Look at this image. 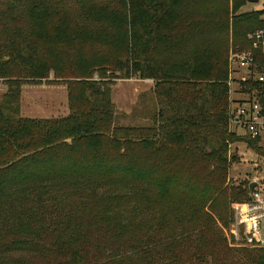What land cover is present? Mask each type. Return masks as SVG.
I'll return each mask as SVG.
<instances>
[{"label": "trees", "instance_id": "1", "mask_svg": "<svg viewBox=\"0 0 264 264\" xmlns=\"http://www.w3.org/2000/svg\"><path fill=\"white\" fill-rule=\"evenodd\" d=\"M48 1L27 3L25 15L31 26L52 23L49 26L53 27L64 21ZM235 3L237 12L244 1ZM188 4V0H128L123 7L85 12L101 24L96 29L101 31L99 35L89 36L94 43L117 45L122 35L116 40L119 34L114 31L125 28L119 43L123 52L113 60V74L154 82L159 110L153 127L115 125L114 81L82 73L79 68L90 69L96 61L78 67L73 40L66 45L69 52L59 51L60 44H54L49 45V55H42L37 43L29 39L31 32L15 28L7 33L0 43V76L8 87L0 102V264L16 252L40 256L41 264H137L135 259L160 264L165 241L148 238L132 222L122 220L125 209L117 203L124 197L115 193L98 196L101 183L122 180L139 198L144 197L135 188L138 185H148L164 200L179 189L188 195L197 192L205 205L231 195L225 188L228 166L237 159L231 146L248 140L233 132L230 124L229 49L210 41L206 29L212 25L213 30L221 31V23L224 30L232 29L242 39L237 45L245 49L247 34L263 26L264 10L209 23L195 18L198 13L190 12ZM14 65L20 69L8 70ZM51 72L69 85L70 114L24 117L20 107L24 83L18 78L40 81ZM248 147L263 153L253 141ZM196 161L214 167L210 176L184 167ZM70 188L91 190L92 202L84 206L91 217L85 221H96L104 230L97 240L81 230L82 205L79 211L67 213L43 205L47 195L57 200L54 190ZM31 193L37 196L36 210L21 204L26 197L18 199ZM249 193L245 188L233 191L232 197L236 195L240 203ZM102 203H106L104 209L96 211L95 204ZM233 220L232 212L230 224ZM192 235L187 232L183 239L191 240ZM171 238L169 243H177L176 234ZM243 249L253 255L256 264H264V249ZM125 251L139 256H122Z\"/></svg>", "mask_w": 264, "mask_h": 264}, {"label": "rangeland", "instance_id": "2", "mask_svg": "<svg viewBox=\"0 0 264 264\" xmlns=\"http://www.w3.org/2000/svg\"><path fill=\"white\" fill-rule=\"evenodd\" d=\"M31 0H0V43L12 33L15 28H20L29 34V39L35 41L42 55L51 53L49 45L60 44L59 51L69 52L70 44L68 40H73L76 53V65L83 66L82 63H94L90 69L83 70L82 73L88 74L93 79H109L114 81L113 102L116 105L115 125L120 127H153L155 116L159 107L154 94L155 84L153 81L141 80L138 77L131 79L120 78L114 73L113 60L118 58L123 52L119 43L124 40L125 28L116 29L122 39L117 45L104 47L100 42L94 43L89 39L90 34L98 36L101 32L96 30L101 24L89 18L85 14L86 10L91 11L101 7H123L128 0H49L52 9L60 12L64 19L62 23L53 25L52 23H43L42 28L31 26L25 15L27 3ZM244 5L235 12V0H188L190 12H197V17L208 19L209 23H215L214 20L220 19L221 22L227 16L240 15L242 13L264 10V0L257 4L249 3V0H243ZM83 6L85 9L82 11ZM237 13V14H236ZM66 20V21H65ZM221 31L206 29V36L210 41L217 42L221 47L229 49L230 58L232 53L239 48L237 42H241L232 32V29H225L220 23L218 27ZM223 28V30H222ZM41 35V37H40ZM236 42V44H235ZM248 47V43H247ZM246 47V48H247ZM98 53H102V57ZM98 60V61H97ZM89 64V65H90ZM17 65L8 70H19ZM232 73L229 83L231 99L237 96V91H241L242 78L247 77V72L237 64L232 65ZM14 72V71H13ZM82 76V75H81ZM80 76V77H81ZM21 78V77H20ZM21 91L20 107L24 117L46 119L62 118L70 114L68 93L69 85L65 79L56 78L54 72L43 80L24 79ZM5 77L0 76V102L4 101V95L7 91ZM77 93V92H76ZM79 94H76L78 97ZM236 101V100H235ZM78 103H81L78 99ZM231 152L237 155L236 161L228 166V177L225 188L228 194L219 202L213 204H204L200 194L191 192L188 195L185 190L179 189L173 192V195L167 199H162L148 185L137 186L144 198H139L136 193L126 182L119 180V183H101L97 188L98 196L115 193L117 196L124 197L122 204L125 209L122 214V220L130 221L135 227L142 229L141 232L156 236L165 241V248L160 253L163 258L160 264H256L253 255L244 250L245 247H239L230 240V220L232 217L233 206L238 202L232 197L233 191H241L250 187L255 181H261L264 184V151L256 153L244 142L232 144ZM188 163V162H187ZM206 162L196 161L184 166L190 170H197L195 173L202 171L204 175L210 176L208 172L213 171V166H207ZM185 164V163H184ZM57 200L51 199L50 196L43 197L45 208H57L63 213L70 210L79 211L83 206V220L81 221V230L90 234L93 239L97 240V235L104 230H100L96 221H85L91 216L84 210V206L92 202L90 189H62L54 190ZM184 194V195H183ZM26 197L27 199L21 204L26 208L37 209L39 205L36 194L27 196L21 195L18 199ZM141 200V201H140ZM212 205V207H211ZM106 206L102 203L99 206L95 204V210L101 211ZM17 209L22 207L17 205ZM129 229V228H128ZM138 230V229H137ZM139 231V230H138ZM140 232V231H139ZM193 233L191 240H184L185 234ZM176 234L177 243L171 244V236ZM160 248V244H158ZM110 252V251H109ZM146 259L151 257L146 252ZM122 256L137 258L139 255L125 251ZM43 258L28 252H16L10 254L4 264H41ZM137 264H143L139 259L134 260Z\"/></svg>", "mask_w": 264, "mask_h": 264}, {"label": "built area", "instance_id": "3", "mask_svg": "<svg viewBox=\"0 0 264 264\" xmlns=\"http://www.w3.org/2000/svg\"><path fill=\"white\" fill-rule=\"evenodd\" d=\"M262 21V27L247 34L248 47L236 49L230 58L231 66L247 72L241 81L246 85L231 99L230 124L233 132L247 138V146L253 141L264 151V16ZM255 182L248 198L234 207L230 240L239 247L264 249V184Z\"/></svg>", "mask_w": 264, "mask_h": 264}, {"label": "water", "instance_id": "4", "mask_svg": "<svg viewBox=\"0 0 264 264\" xmlns=\"http://www.w3.org/2000/svg\"><path fill=\"white\" fill-rule=\"evenodd\" d=\"M259 1L260 0H249V3H251V4H257V3H259ZM255 186H256V183H252L250 185V187H249V191L252 192L253 189L255 188Z\"/></svg>", "mask_w": 264, "mask_h": 264}, {"label": "crops", "instance_id": "5", "mask_svg": "<svg viewBox=\"0 0 264 264\" xmlns=\"http://www.w3.org/2000/svg\"><path fill=\"white\" fill-rule=\"evenodd\" d=\"M149 81H151V80H149Z\"/></svg>", "mask_w": 264, "mask_h": 264}]
</instances>
